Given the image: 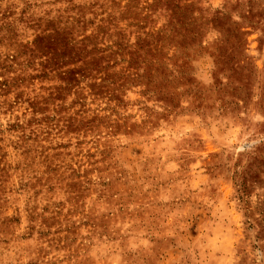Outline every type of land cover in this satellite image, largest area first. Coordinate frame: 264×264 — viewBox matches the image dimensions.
Returning a JSON list of instances; mask_svg holds the SVG:
<instances>
[{
	"label": "rangeland",
	"instance_id": "374dc122",
	"mask_svg": "<svg viewBox=\"0 0 264 264\" xmlns=\"http://www.w3.org/2000/svg\"><path fill=\"white\" fill-rule=\"evenodd\" d=\"M0 264H264V0H0Z\"/></svg>",
	"mask_w": 264,
	"mask_h": 264
}]
</instances>
